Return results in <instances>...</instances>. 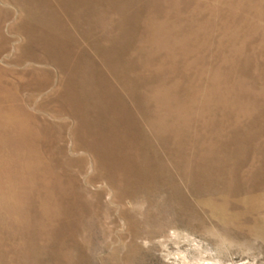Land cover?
<instances>
[{
  "label": "rangeland",
  "instance_id": "obj_1",
  "mask_svg": "<svg viewBox=\"0 0 264 264\" xmlns=\"http://www.w3.org/2000/svg\"><path fill=\"white\" fill-rule=\"evenodd\" d=\"M3 111L0 264H264V0H0Z\"/></svg>",
  "mask_w": 264,
  "mask_h": 264
},
{
  "label": "bare ground",
  "instance_id": "obj_2",
  "mask_svg": "<svg viewBox=\"0 0 264 264\" xmlns=\"http://www.w3.org/2000/svg\"><path fill=\"white\" fill-rule=\"evenodd\" d=\"M11 113H12V111H3V112H0V117L4 118V117L6 116L8 119H10L9 121H13L14 124L11 125V127L18 131L19 129L23 128V125L20 126V125H19L20 122H18L17 120H15ZM0 125H4V127L8 126V125H6L5 123H3L1 120H0ZM8 161H9V160H8ZM8 161H7V162H8ZM28 161H30V158H29ZM18 164H20L19 161L16 162V165H17L18 167H22V166H20V165H18ZM30 165H31V164H30ZM0 167H1V168H0V177H1V180H0V187L4 188V183H5V181H6L7 179H11V180H12V178H11L10 176H12L15 180H18V176L12 172V170L18 169V167H14L13 164H12V161L9 163V165H2V166H0ZM25 170L28 171V170H30V168H29V167H26ZM15 186H16V183H15ZM17 193L19 194V192H16L15 187H10V188L7 189V190L3 189V190L1 191V195H2L1 198H2V199L0 200V201L3 200V202L0 203V207L2 206V207L5 208V209H10V210H12V209H11V205H9V204L7 203L6 198H7V196H9V197L17 196ZM46 208H47V207H46Z\"/></svg>",
  "mask_w": 264,
  "mask_h": 264
}]
</instances>
